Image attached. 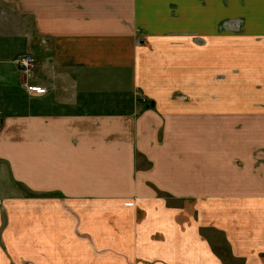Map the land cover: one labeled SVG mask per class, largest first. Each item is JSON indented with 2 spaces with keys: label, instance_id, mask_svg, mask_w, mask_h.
Instances as JSON below:
<instances>
[{
  "label": "crops",
  "instance_id": "crops-1",
  "mask_svg": "<svg viewBox=\"0 0 264 264\" xmlns=\"http://www.w3.org/2000/svg\"><path fill=\"white\" fill-rule=\"evenodd\" d=\"M262 120L264 0H0V264H264Z\"/></svg>",
  "mask_w": 264,
  "mask_h": 264
},
{
  "label": "rangeland",
  "instance_id": "rangeland-1",
  "mask_svg": "<svg viewBox=\"0 0 264 264\" xmlns=\"http://www.w3.org/2000/svg\"><path fill=\"white\" fill-rule=\"evenodd\" d=\"M35 59V58H34ZM36 60V59H35ZM38 64L37 60H36V65ZM36 69V68H35ZM261 124H262V139H263V142L262 143V148L260 149L261 151H258L256 153V156H257V160H258V157L261 156L262 157V163H264V120L261 121ZM261 153V154H260ZM259 155V156H258ZM211 242L213 243V245L215 246V249L216 251H218L219 253L223 254L224 256L226 255H230L228 254L229 253V250H228V247L226 246V241L223 237V235H221L220 233L218 232H214V231H211V232H208L207 233ZM1 247L4 249V243H0ZM7 252V251H6ZM225 260H227L228 262L232 263V264H239V262L237 261H233V260H229L228 257H223ZM9 264H14V263H9Z\"/></svg>",
  "mask_w": 264,
  "mask_h": 264
},
{
  "label": "built area",
  "instance_id": "built-area-1",
  "mask_svg": "<svg viewBox=\"0 0 264 264\" xmlns=\"http://www.w3.org/2000/svg\"><path fill=\"white\" fill-rule=\"evenodd\" d=\"M17 64L21 68L24 77H26V79L23 82V84L25 85V87L27 88V90L29 92H34V93H37V94H42L43 93V90L42 89L35 88L34 86L28 84V79H29L30 75L33 73V71L37 67L36 60L34 59V57L29 56V55L22 56V57H20L17 60Z\"/></svg>",
  "mask_w": 264,
  "mask_h": 264
},
{
  "label": "trees",
  "instance_id": "trees-1",
  "mask_svg": "<svg viewBox=\"0 0 264 264\" xmlns=\"http://www.w3.org/2000/svg\"><path fill=\"white\" fill-rule=\"evenodd\" d=\"M148 106H149V104H148ZM217 253H218L220 256L228 257V258H229V255L224 256L223 254L219 253L218 251H217Z\"/></svg>",
  "mask_w": 264,
  "mask_h": 264
}]
</instances>
